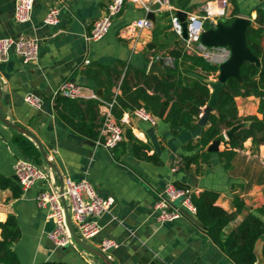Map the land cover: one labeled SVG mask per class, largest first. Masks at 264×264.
Returning <instances> with one entry per match:
<instances>
[{"label":"crops","instance_id":"0c3cea01","mask_svg":"<svg viewBox=\"0 0 264 264\" xmlns=\"http://www.w3.org/2000/svg\"><path fill=\"white\" fill-rule=\"evenodd\" d=\"M16 1L0 0V37L32 33L39 39L40 55L37 61L24 63L11 49L9 58L0 61L2 102L10 121L30 130L40 140L63 176L69 175L75 180L86 177L99 195L115 200L113 213L117 219L111 220L105 215L102 230L88 243L97 247L104 238L118 242L117 247L108 251L114 264H237L211 239L202 224L200 226L186 217L173 222H159L152 206L157 192L170 182L190 187L196 193L204 189L217 190L220 192L217 204L230 212L235 210L234 197L239 196L245 208L226 227L225 231L229 232L246 214L257 213L264 204V144L254 148L248 139L229 168H225L213 154L210 163L201 162L198 170L192 164L189 169L173 171L178 156L193 153L184 146L189 140L197 139L202 127L208 125L207 120L205 124L198 120L199 127L174 135L163 119L157 117L156 124H151L138 118L132 109L118 106L120 118H116L125 120L124 136L110 151L88 142L87 139L94 140L66 122L54 104L59 85L71 77L82 86L87 96L80 99V107L74 106L78 116L73 111L61 110L76 121L83 118L100 126L102 107L88 97L89 94L97 92L105 99H110L118 89L122 94L123 89L119 86L126 68L124 83L127 94L138 86H144L148 75L160 77L163 73L150 71L152 57L160 55L158 44L153 39V30L160 16L168 12L167 16L171 17L178 10L198 12L209 0H171V10L159 0H152L148 13L132 0H125L108 33L90 42H87L86 35L94 21L105 14L110 0H34L32 17L25 23H18L14 18ZM52 6L61 7L60 20L56 25H47L44 18ZM259 8L264 9V0H229L226 19L245 16L252 19V25H256ZM146 15L153 18L154 27L143 31V43L133 52L132 43L122 37L121 30L126 24ZM168 30L174 32L172 27ZM175 36L178 35L175 33ZM149 43L156 46L149 49ZM86 57L90 60L88 64L84 63ZM213 76H209L208 82L216 80ZM148 92L152 93V90L148 89ZM28 93L42 98L40 109L25 101ZM236 103L239 116L257 115L261 118L259 98L238 96ZM205 110L206 107L200 119ZM17 132L0 122V174L12 178L17 159L27 158L14 143ZM139 142L148 146L142 149L143 153L157 154L161 163L138 156L134 144ZM225 148L223 142L218 143V150ZM56 179L59 182L57 174ZM42 188L43 183L37 181L19 197H14L10 189H0V220L4 221L13 214L22 231L21 239L12 246L20 264H39L48 260H62L69 264H105L80 246L57 247L50 240L49 232L54 228V221L48 217V210L36 201ZM263 241L264 236L255 245L257 260L254 264H264Z\"/></svg>","mask_w":264,"mask_h":264},{"label":"trees","instance_id":"16d2710c","mask_svg":"<svg viewBox=\"0 0 264 264\" xmlns=\"http://www.w3.org/2000/svg\"><path fill=\"white\" fill-rule=\"evenodd\" d=\"M166 14L169 15L168 12ZM233 19H226L225 22L229 24ZM255 23L256 25H251L247 30V41L251 51L260 59V66L254 62H244L241 66V80L231 77L220 87L217 100L210 107L207 118L208 125L202 127L196 140L191 139L184 146L193 153L181 156L183 163L180 169H189L194 164L198 170L201 162L210 163L213 154L218 156L225 168H229L238 150L243 149L244 143L248 139H251L254 148L264 144L263 8L257 10ZM170 27L171 24L167 25V28ZM156 38L155 28L153 39L159 47L161 43ZM169 54L175 58L174 66L165 67V71L160 77L155 74L148 75L149 79L144 86H138L129 94H127L124 83L128 70L126 68L125 76L119 86L120 89H123V93L118 94L117 104L114 108L117 118H120V114L117 112L118 106H121L122 109L130 108L132 110L144 107L156 117L163 119L174 135L199 127L198 120L203 113V108L209 106L212 96L208 78L211 74L218 75L219 66L200 55L189 54L177 46L170 49ZM148 89L152 90V93H149ZM251 95L259 98L258 113L261 114V118L257 115L241 117L238 114L236 97ZM80 99L82 98L58 95L54 104L66 122L80 133L96 140L100 132L99 125L94 121H85L83 118L76 121L61 110L63 108L73 111L78 116L74 111V106L80 107ZM243 121L248 122V125L235 131L229 138L225 135L226 130ZM13 140L28 159L38 166L47 167L39 148L31 138L17 132ZM212 142H223L226 148L216 151L209 150L208 147ZM147 147L146 144L139 142L134 144V151L141 158L160 164L161 160L157 154L148 155L142 152V149ZM0 189H10L14 197H19L23 193L17 181L2 174H0ZM219 196L220 192L214 189H204L193 194L192 201L197 208V217L200 223L206 228L211 239L237 264H254L257 260L255 245L264 236V204L257 209V213L249 212L237 226L226 232V227L245 208V203L239 196H235L233 200L235 210L230 212L217 204ZM0 229V264H20L18 254L12 247L22 237L17 217L10 214L6 220H0ZM262 254L264 256V241ZM39 264L69 263L62 260H48Z\"/></svg>","mask_w":264,"mask_h":264},{"label":"built area","instance_id":"2783aa9c","mask_svg":"<svg viewBox=\"0 0 264 264\" xmlns=\"http://www.w3.org/2000/svg\"><path fill=\"white\" fill-rule=\"evenodd\" d=\"M132 1L142 7L146 13L151 9L152 0ZM159 1L165 5L166 9H172L170 0ZM124 2L125 0L109 1L105 14L94 21L90 32L86 35L87 42L98 40L108 33L114 16L121 12ZM228 4L229 0H209L200 11L187 12L188 34L186 38L182 36L183 27L179 16L177 14L171 15L172 30L183 40L187 53L200 55L218 66L230 57L229 47H208L200 40L201 34L206 29L204 27L205 22H208L211 27L216 26L221 18H226L228 15ZM33 8L34 0H17L14 10L16 22H28L32 17ZM60 11V6L50 7L44 18L45 24H58ZM153 27V20L146 15L126 24L121 30V35L130 40L134 52L143 43V31L151 30ZM11 49L15 50L24 63L37 61L40 55L39 39L32 33L21 34L17 37H0V61H6L9 58ZM152 59L153 61L160 60L163 67H173L175 64V58L170 54L155 55ZM84 63L88 64L90 60L86 57ZM118 94L119 89L114 92L110 99L103 98L97 92H91L88 96L95 99L102 107L100 132L98 138L94 140L95 145L105 147L110 151L118 146L124 136L123 122L125 120H118L114 113ZM56 95L69 98L87 96L84 94L82 86L71 77L61 82ZM25 101L37 109L42 107V98L35 94H26ZM133 114L151 124L157 122V117L144 107L133 110ZM182 163V157L178 156L174 161L172 170L178 171ZM14 173L18 177L17 182L23 192L28 191L37 181L43 183V188L37 194L36 201L40 207L48 210V217L54 221V228L49 232V238L57 247L79 246L70 232L68 215L75 232L86 242L100 233L103 228L102 218L105 215L109 216L111 220L117 219L113 213L115 200L99 195L91 181L86 177L75 180L69 175L63 176V191H61L60 182L56 179V172L48 166H38L28 158L17 159L14 164ZM194 193L196 191L190 187L177 186L173 182L167 183L162 190L157 192L156 200L152 206L157 220L159 222H173L184 217L197 216V208L192 201ZM117 246L118 242L115 240L104 238L97 248L109 257L108 251Z\"/></svg>","mask_w":264,"mask_h":264},{"label":"water","instance_id":"95a60500","mask_svg":"<svg viewBox=\"0 0 264 264\" xmlns=\"http://www.w3.org/2000/svg\"><path fill=\"white\" fill-rule=\"evenodd\" d=\"M176 14L179 16L182 23V27H183L182 36L183 38H186L188 34V27L186 21L187 12L178 10ZM251 25H252L251 18L245 16H236L233 19V21L229 24H227L223 20H219L216 26H212L205 29L201 34L200 40L204 45L208 47L227 46L231 51L230 57L219 65V73L217 80H209V86L211 88L212 96L209 102V106L206 107L205 113L203 117L200 119L201 124H205V121L208 118L210 107L213 106L217 100L220 87L231 77H235L241 80L242 78L241 66L243 65L244 62L246 61L254 62L257 66H260V59L256 55H254V53L251 51V49L248 46L247 30ZM154 46H156L154 43H149L147 45L149 49H152ZM150 71L161 74L165 71V68L163 67L160 60H155L150 65ZM0 122L12 129L17 130L22 134L29 136L32 140H34V142L36 143L37 147L41 152L45 164L56 172L59 178L61 191H63V175L60 172L57 165L49 157L47 151L45 150L40 140L30 130L23 128L15 124L14 122L10 121L8 117V111L2 102L1 84H0ZM247 125L248 122L237 124L232 128L226 130L225 134L229 138L235 131ZM87 141L93 144L95 143L90 139H87ZM218 143L219 142H214L208 147V149L213 151L218 150ZM13 178L16 181H18V177L16 175H14ZM67 217H68V226L70 232L76 243L81 248L85 249L91 254H94L95 256L102 259L105 262V264H114L113 261L99 248L89 244L86 241H83L75 232L69 215ZM191 217L196 224L202 226L197 216H191Z\"/></svg>","mask_w":264,"mask_h":264},{"label":"rangeland","instance_id":"374dc122","mask_svg":"<svg viewBox=\"0 0 264 264\" xmlns=\"http://www.w3.org/2000/svg\"><path fill=\"white\" fill-rule=\"evenodd\" d=\"M221 20L225 21L226 18L223 17L221 18ZM169 24H171V17H168L166 13H163L160 16L157 27H156V32H157L156 39L159 43H161V46H159L157 50V52L160 53V55L169 54L170 48H172V46H177L185 50L183 40L179 38L178 36L176 37L174 32L168 30L169 28H167V25ZM171 27H172V24H171ZM204 27L207 29L211 27V25L208 22H205ZM213 78L217 80L218 75L215 74ZM240 165H242V163H240Z\"/></svg>","mask_w":264,"mask_h":264}]
</instances>
